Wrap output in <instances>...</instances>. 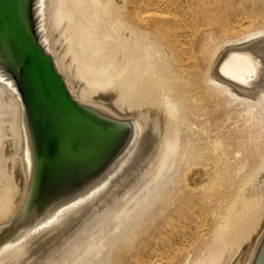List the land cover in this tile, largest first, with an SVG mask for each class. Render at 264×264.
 Listing matches in <instances>:
<instances>
[{"label": "bare ground", "instance_id": "1", "mask_svg": "<svg viewBox=\"0 0 264 264\" xmlns=\"http://www.w3.org/2000/svg\"><path fill=\"white\" fill-rule=\"evenodd\" d=\"M73 2L71 56L86 91L114 80L131 108L143 110L170 105L168 153L153 183L78 264H112L115 260L118 264H174V258L166 254L177 251L174 245L165 252L159 250L161 245H165L164 249L171 246L166 230L180 235L188 227L187 223L192 222L200 224V228L209 226L210 231L206 229L209 238L198 242L197 247L190 246L202 254L199 257L194 250L199 258L195 257L191 264H218L229 240L251 226L264 196L257 188L264 168V141H261L262 135L255 137L254 149L247 146L250 150L246 152L247 139L244 144L241 142L245 155L239 158L241 150L237 152L235 149L239 148L234 147V151L231 144L230 147L227 135V138L220 137L217 131L218 137L206 136L208 140L204 138V130L201 137L203 129L200 132L199 121L203 117L210 124L209 103L229 97L232 101L250 104L252 111L259 115V122L264 124V29L249 30L248 15L234 23L227 20L223 15L226 14L223 11L229 10L226 0ZM246 87L254 90V95L248 93L242 98L240 90ZM216 120L214 126H218ZM194 127L197 132L194 130L192 135ZM186 142L192 143L196 151L193 155H197L191 163L194 159L189 161L192 158L189 152L187 162L190 163H185L182 170L181 158L184 154L188 156V149L184 151ZM248 167L252 177L236 181L235 174ZM11 182L0 164V185L3 186L0 203L5 202ZM172 185L175 187L171 189ZM163 200L165 208L158 206ZM156 204L159 208L154 211ZM156 214L165 216L163 222L132 249L137 236H132L129 242L128 239L139 232L145 217L148 224L154 225Z\"/></svg>", "mask_w": 264, "mask_h": 264}, {"label": "water", "instance_id": "2", "mask_svg": "<svg viewBox=\"0 0 264 264\" xmlns=\"http://www.w3.org/2000/svg\"><path fill=\"white\" fill-rule=\"evenodd\" d=\"M73 0H0V264H78L153 183L170 105L86 91L71 56ZM257 188L264 195V168ZM218 264H264V196Z\"/></svg>", "mask_w": 264, "mask_h": 264}, {"label": "rangeland", "instance_id": "3", "mask_svg": "<svg viewBox=\"0 0 264 264\" xmlns=\"http://www.w3.org/2000/svg\"><path fill=\"white\" fill-rule=\"evenodd\" d=\"M226 3H227V6L229 7V10L228 11H223V13H226V14H223L224 16L226 15V18H227V20H229L230 22L231 21H233V22H231V23H234V21L235 22H237V21H239V20H241V18H244V17H247V15L249 16L248 18H246L247 20H246V23H247V26L249 27L248 29L249 30H256V29H264V25H263V23H264V0H226ZM246 8V9H245ZM263 11V12H262ZM246 13H248V14H246ZM260 13H261V15H260ZM255 15H256V17H255ZM263 15V16H262ZM260 16V17H259ZM239 19V20H238ZM250 20V21H249ZM252 20V21H251ZM260 20V21H259ZM248 21V22H247ZM262 21V22H261ZM253 22V23H252ZM249 23H251V24H249ZM254 24V25H253ZM253 25V26H252ZM262 25V26H261ZM263 77V76H262ZM229 83H231V84H233V85H235V86H237L232 80H229ZM249 86V85H248ZM245 88V87H244ZM247 88V87H246ZM238 90V89H237ZM242 90H243V92H242ZM242 90H240L239 92L242 94V95H244V97H242V95H241V97L242 98H245L247 95L246 94H250V95H254V90L252 91V89L251 88H247V89H242ZM244 92H247V93H244ZM248 94V95H249ZM249 97V96H248ZM251 97H253V96H251ZM250 97V100L252 99ZM214 101V102H213ZM213 101L211 102V103H209L210 104V106L212 105V107H210L209 105H208V108H210V114H211V116L209 117L210 118V124H209V122H208V119H206L205 120V118L203 119V117H201L200 119H202V120H204V122L202 121V120H200L199 121V125L201 126V130H200V132L202 131V129H203V131H202V133H201V135L202 134H204V130H205V137H204V135H202L201 137H204V138H207L206 136H210V137H208L209 139L211 138H213L214 139V135H215V137H218V136H216V135H219L220 134V137L222 136V137H226V135H227V137H228V140H229V145L231 144L232 146H233V148L231 147V145H230V147L234 150L235 148L234 147H236V148H239V149H235L237 152L238 151H240V154H238L239 156V158H241L242 156H244L245 155V152L246 151H249L250 150V148H252L253 147V145H254V143L253 142H255L254 140V138L255 137H259V135H262V138H261V141H264V124H262V123H260L259 121V115L257 114V112L255 111V113L252 111V106L250 105V104H244V102H242L241 103V101L239 102V101H232V100H230V98L228 97V98H225V97H222V98H220L219 100L217 99H213ZM220 103V105L218 104V103ZM237 102H239V103H237ZM213 103H214V105H213ZM225 103V104H224ZM215 105H216V108L217 109H215ZM221 107V108H220ZM250 107V108H249ZM212 109H215V111H213ZM217 111H218V113H217ZM250 111V112H249ZM212 113H213V115H212ZM249 113H250V115H249ZM253 113V114H252ZM257 114V115H256ZM239 117V118H238ZM254 117V118H253ZM257 118V119H256ZM216 120V122H217V124H218V126H214V122H215V120ZM220 119V120H219ZM211 120H213V121H211ZM239 120H240V122H239ZM202 121V122H201ZM220 121V122H219ZM249 122V124H248V122ZM259 122V123H258ZM203 123V124H202ZM208 124H209V126H208ZM219 124H221V125H219ZM257 126H256V125ZM203 125H205V126H203ZM211 125H213L214 127H212ZM258 126L260 127V129L258 128ZM218 127V128H217ZM224 127V128H223ZM254 127H256V128H254ZM211 128L213 129V130H216V131H211ZM217 128V129H216ZM194 130L197 132V128L196 127H194L193 128V131H191L190 133L192 134V135H194L193 134V132H194ZM207 130V131H206ZM217 131H219V132H217ZM208 132L209 133H211L212 132V134H209L208 135ZM216 134H215V133ZM190 133H188L190 136H192ZM219 133V134H218ZM222 133V134H221ZM243 135V136H240L241 134ZM253 133V137L252 136H250L251 134ZM214 134V135H213ZM229 134V135H228ZM232 134H234V136L232 135ZM213 135V136H212ZM223 135H225V136H223ZM255 135V136H254ZM2 137H3V135L1 134V132H0V141L2 140ZM195 137V136H194ZM226 137V138H227ZM238 137H240L239 139H238ZM207 138V139H208ZM237 138V139H236ZM208 139V140H209ZM232 139V140H231ZM247 139V141H245V142H247L246 144H245V146L247 147H250L249 149H248V147L246 148L245 146H243V144H244V140H246ZM257 139V138H256ZM234 140V141H233ZM249 140V141H248ZM252 140V141H251ZM231 141V142H230ZM233 141V142H232ZM238 141H240V142H238ZM250 141H251V143H250ZM241 142H243V144L241 143ZM249 142V143H248ZM235 144V146H234V144ZM190 144V142L188 143V142H186V149H185V146H184V151H186L187 149H188V154L186 153V155H188L187 157L185 156V154H184V156H183V158H181L182 159V162H184V164H182V162H181V164H182V166H181V169L183 170V165H185V163L186 164H189L190 162H187L188 160H189V158L190 157H192V158H190L191 160H189V161H192V159H194V161H192L191 163H194L195 162V159L196 158H193V157H196L195 155H197L196 153H195V155H193L194 153V149H192V147H191V145H192V143H191V145H189ZM252 144V145H251ZM238 145V146H237ZM239 145H241L240 147H239ZM251 145V146H250ZM189 147H191V148H189ZM244 147H245V152H244ZM243 148V149H242ZM190 149H192L191 151H190ZM253 149H254V147H253ZM234 150V151H235ZM189 152H190V154H189ZM192 152V153H191ZM196 152V151H195ZM242 153V154H241ZM189 155H190V157H189ZM193 155V156H192ZM260 155H262V150L261 151H259V154L257 155L258 157V159H259V157H260ZM185 158V159H184ZM184 160V161H183ZM250 167V166H249ZM245 168V169H243V170H241V172H239L238 174H239V176H238V174H235V176H237L236 177V181L238 180L239 182H241L242 180L243 181H245V179H248V178H251L252 177V175H251V173L253 174V172H252V170L253 169H255L254 168V166H251L252 167V170H251V168ZM249 169V170H248ZM251 172V173H250ZM235 173H237V171L235 172ZM246 173V174H245ZM243 174H245V175H243ZM248 174V175H247ZM246 176V177H245ZM248 177V178H247ZM174 178H176V176L174 177ZM238 178V179H237ZM240 179H242V180H240ZM2 184V183H1ZM3 185V184H2ZM175 185H177V183L175 182ZM175 185L173 186H170L171 187V189H172V187H175ZM0 187H3V186H1L0 185ZM163 204H161V202L158 204V206L159 207H161L160 205H162V207H166L167 205H166V202L163 200ZM157 204H156V208H154L153 210L155 211V210H157L159 207L157 206ZM165 204V205H164ZM164 205V206H163ZM164 207V208H165ZM157 215V214H156ZM156 218H155V223H154V225H150V222H149V224H148V222H147V220L146 219H148L147 217H145L144 219V221H145V223L143 224V226H142V228L141 229H139L138 231L139 232H137L136 231V233L134 234V235H131V237L128 239V242L130 241V240H133V237L132 236H134V237H138V236H140L139 238H134V241H136V243H135V245L133 244L132 246V249H135L136 248V246H138V244H139V242H141L142 241V239L143 238H146L147 236H149V234H151L152 232H153V230H154V228H156V226H159L158 224H160L161 222H163V220H164V218H165V216H160V215H157V216H155ZM147 223V224H146ZM188 224V225H187ZM186 225L189 227V229H188V227L185 229L187 232H184V234H183V232H182V234L180 233V235H178V234H171L170 233V231L169 230H166L167 232V237L169 236H171L170 238L168 237L167 238V240H169L168 242H170V247L168 246L167 248H165L164 249V246L163 245H161L160 247H159V250L161 251V252H165L166 250H170V249H172L173 248V245H174V248H177V251L175 250V251H172V253H166V254H169L171 257H173L174 259H173V263L174 264H182V263H184V262H186L187 264H191L192 263V260H194V259H196V258H199V257H201L202 256V254H201V252H199L198 253V251H200V250H197V245L199 244V243H202V241H204L205 239H207V238H209V233H208V230L210 231V227L209 226H207V227H201L202 228V230H201V228L199 227V225L200 224H196V225H194L195 223H187ZM145 225V226H144ZM146 225H148V227H146ZM192 225V226H191ZM195 226V227H194ZM198 226V227H197ZM143 227H145V228H143ZM193 227V228H192ZM191 228V229H190ZM195 228V229H194ZM194 229V230H193ZM197 229H198V231H197ZM206 229H208L207 231H206ZM205 230V231H204ZM146 231V232H145ZM193 231V232H192ZM197 231V232H196ZM201 231V232H200ZM141 232H143V233H145V234H143V233H141ZM169 232V233H168ZM206 232V233H205ZM200 235H198V234ZM202 233H204V234H202ZM139 234H142V235H139ZM190 234V235H189ZM205 234H207V235H205ZM182 235V236H181ZM197 235H198V237H197ZM179 238H178V237ZM186 236V237H185ZM205 236H206V238H205ZM193 237L195 238V239H193ZM204 237V238H203ZM172 238V239H171ZM186 239V241L184 240V239ZM201 238V239H200ZM172 241H171V240ZM196 239H198V240H196ZM199 239H200V241H199ZM193 240H195V241H193ZM173 241L175 242V244H172L173 243ZM183 241V242H182ZM185 241V242H184ZM193 241V242H192ZM177 242H178V244H180V245H178L177 244ZM199 242V243H198ZM125 243H127V242H125ZM192 243L194 244V245H192ZM197 243V244H196ZM185 244V245H184ZM186 244H187V246H186ZM178 246H179V248H178ZM182 246H184V247H182ZM190 246H196V247H194L195 249H193V247H190ZM170 248V249H169ZM189 248V249H188ZM190 248H192V249H190ZM161 249H164L163 251L161 250ZM183 249V250H182ZM194 251V250H196L197 251V254H196V252L193 254V253H190V251ZM182 251H184L185 253L187 252V253H189L188 255H186V254H184V252H182ZM174 253H175V255H174ZM176 254L177 255H179V257L177 256L176 257ZM182 254V255H181ZM113 255H115V251L113 252ZM181 255V256H180ZM189 255H191L190 256V258L188 259V258H186V257H188ZM194 257H193V256ZM199 256V257H197V256ZM183 256V257H182ZM196 257V258H195ZM182 259V260H181ZM174 260H176V261H174ZM183 261V262H182ZM116 262V260L115 261H113L112 262V264H118V262L117 263H115ZM176 262V263H175ZM180 262H182V263H180ZM186 263H184V264H186ZM137 264H140V263H137Z\"/></svg>", "mask_w": 264, "mask_h": 264}]
</instances>
